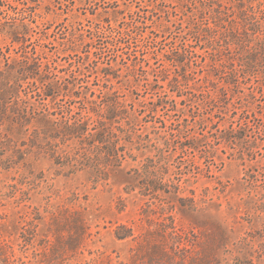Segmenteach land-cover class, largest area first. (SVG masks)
<instances>
[{
    "label": "rangeland",
    "instance_id": "rangeland-1",
    "mask_svg": "<svg viewBox=\"0 0 264 264\" xmlns=\"http://www.w3.org/2000/svg\"><path fill=\"white\" fill-rule=\"evenodd\" d=\"M7 56L11 63L38 57L49 69L42 71L54 74L56 83L45 79L53 84L54 99L27 83L20 92L36 110L53 111L50 117L59 118L58 106L65 109L68 99L74 113L82 96L114 92L144 109L137 114V132L154 141L156 132L163 133L158 119L169 124V114L171 120L180 114L161 108L149 114V102L166 91L182 107L185 95L169 87L178 80L184 90L213 96L198 110L186 108L190 124L191 115L210 117L206 135L218 133L211 126L220 109L226 118L235 111L237 119L251 108L264 120V107L247 95L255 88L264 102V87L258 92L264 0H0V65ZM248 65L256 74L242 77ZM233 68L238 80L229 84ZM31 132L13 137L14 149L5 154L11 161L0 167V264H264L262 157L241 164L221 141L207 146L212 160L195 153L188 175H173L170 166L165 178L180 176L174 178L180 191L144 194L138 182L145 156L156 158L151 142L132 150L136 160L126 156L100 179L89 168L55 163L44 140ZM178 155L179 149L170 151V163Z\"/></svg>",
    "mask_w": 264,
    "mask_h": 264
},
{
    "label": "trees",
    "instance_id": "trees-1",
    "mask_svg": "<svg viewBox=\"0 0 264 264\" xmlns=\"http://www.w3.org/2000/svg\"><path fill=\"white\" fill-rule=\"evenodd\" d=\"M225 42L228 43V41ZM247 52L249 51L246 50L245 53ZM8 58L9 56L0 65V138L2 139L0 140V156H4L0 157V167L7 161H11L12 156L5 154L8 150L13 151L14 149L13 145L16 141L13 140V137L21 139V135H27L31 129V135L36 140H44L45 152L55 160V163L66 164L70 168L77 166L89 168L100 179L105 178L108 169L120 167L126 156L132 157L133 149L145 148L148 142H151L150 146L155 151L153 155L156 158L145 156L144 177H141L142 179L138 182L140 191L144 194H155L159 191L164 193L180 191V184L175 182L174 178L179 181L183 174L192 173L195 166L193 159L195 153H198L199 158L204 157L207 161L212 160L209 158L213 155H210L211 150L207 149V146L221 144V141L225 142L224 146L231 149L230 155H235V159L239 160L241 164H245L246 161L257 164L260 162V159H257L258 156L264 160V120L259 117L258 111H256L257 114L255 111H250L251 108L242 109L237 119L234 118L235 111L229 118H226L222 111L224 109H220L221 114L217 115L218 120L214 121L211 126L218 130V133H210V130H207L209 134L206 135L203 133L205 122L210 117L196 118L195 114L191 115L192 123L190 124L186 108L198 110L200 104L205 105L213 99V96L208 91L184 90L180 86L181 83L176 80L175 84H171L169 87L171 91H176V96L185 95V98L180 100V104L183 106L177 107L178 102L169 98L168 93L163 91L164 93H159L155 100H150L151 106L148 107V113L156 114L158 108L167 111L175 110L179 111L181 118L171 120L169 114L166 119L169 124H166L165 120L158 119L163 133L156 132L158 139L153 141L148 134L143 136L142 132H137L140 129L137 127L139 125L137 114L144 112V109L135 107L132 102L124 103L114 92L106 93V96H98L99 99H88L86 95L82 96L81 105L77 107L79 110L74 113H71V101L73 102V100L68 99L65 109H61L63 106L61 104L58 106L59 118L50 117L54 116V112L49 111L47 107L36 110L28 98H22L20 95L21 90H24L23 83H27V86L32 85L33 90L39 95H41L39 92L41 89L45 97L50 96L54 99L56 93L53 84L45 79L52 78L54 83L57 82V79L54 74L48 75L43 72H49V69H46L48 66L43 68L38 57L13 59L14 63L8 62ZM29 60L32 62L28 63ZM16 61H22L23 64ZM176 61H180V59H176ZM248 67L241 70L240 74H256L251 65ZM231 72L233 78L227 83L235 84V79L238 80V70L233 68ZM263 87L264 78L263 81H260L258 92L261 93ZM72 92L77 97L81 94L79 91ZM254 93L255 88L249 90L247 94L251 97L249 102L263 108L264 102L262 104L259 99H256ZM24 94L27 96L26 93ZM93 94L90 93L91 96ZM220 94L223 102L228 104L229 98L225 91H220ZM198 99L201 100L197 101ZM85 102L87 104H84ZM139 105L144 107L143 102ZM245 106L248 107L247 104ZM82 109L85 110L83 114ZM232 110H236V107H233ZM64 112L69 114L65 116ZM262 116L264 117V113ZM224 120L229 123V126L219 130L217 124ZM234 123H236V127ZM196 125L200 128L198 132L195 131ZM1 127H3L2 130ZM41 135L43 136L41 137ZM210 137L212 139L208 140ZM143 140L145 141L143 142ZM215 140L218 142H209ZM177 149H179V155L174 158L177 160L174 164L170 163V151H177ZM132 160H136V158L132 157ZM171 165L173 166L171 174L180 176L165 178ZM188 179L186 178V180ZM261 208L264 211V207Z\"/></svg>",
    "mask_w": 264,
    "mask_h": 264
}]
</instances>
